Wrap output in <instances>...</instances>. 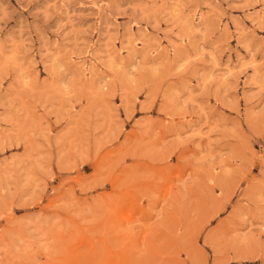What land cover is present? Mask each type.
Returning a JSON list of instances; mask_svg holds the SVG:
<instances>
[{
    "label": "rangeland",
    "instance_id": "rangeland-1",
    "mask_svg": "<svg viewBox=\"0 0 264 264\" xmlns=\"http://www.w3.org/2000/svg\"><path fill=\"white\" fill-rule=\"evenodd\" d=\"M0 264H264V0H0Z\"/></svg>",
    "mask_w": 264,
    "mask_h": 264
}]
</instances>
